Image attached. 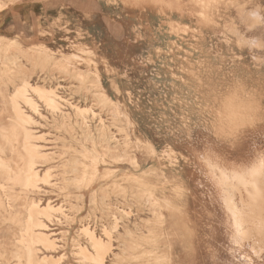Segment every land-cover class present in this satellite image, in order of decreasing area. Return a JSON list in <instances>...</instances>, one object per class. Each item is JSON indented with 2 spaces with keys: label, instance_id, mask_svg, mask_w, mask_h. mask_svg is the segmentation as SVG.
Masks as SVG:
<instances>
[{
  "label": "rangeland",
  "instance_id": "obj_1",
  "mask_svg": "<svg viewBox=\"0 0 264 264\" xmlns=\"http://www.w3.org/2000/svg\"><path fill=\"white\" fill-rule=\"evenodd\" d=\"M21 80L55 90L68 114L63 124L32 93L37 112L19 101L51 179L14 190L17 203L60 208L41 218L56 252L37 256L83 264L79 248L95 255L86 227L108 246L103 264H264V216L239 241L219 183L264 162V0H0V125ZM71 106L93 112L90 130ZM246 200L234 192L242 212ZM16 228L0 221L9 254Z\"/></svg>",
  "mask_w": 264,
  "mask_h": 264
},
{
  "label": "bare ground",
  "instance_id": "obj_2",
  "mask_svg": "<svg viewBox=\"0 0 264 264\" xmlns=\"http://www.w3.org/2000/svg\"><path fill=\"white\" fill-rule=\"evenodd\" d=\"M134 1H139V0H134ZM240 15H243V14H240ZM249 20H250L251 26L257 24V22L259 21V15L257 14L256 11L249 13ZM258 42L260 43L259 40L258 41L256 40V41H253L252 44L254 46L255 45L258 46V45H260ZM15 66H17L16 63H15ZM99 86L101 87V85H99ZM56 90H57V87H56ZM29 93H32L33 95H35L36 98L39 101H41L43 103V105H45V107L52 112V114L58 115L59 119H61L63 124H65V122H66L65 120L68 118V114L62 112V110H61V107H62L61 102H65V100H62L61 97H59L56 94V91L53 89H50V88L44 89V88H41L38 86H32L29 84V82L27 80H21L20 85L15 87V90L13 91L12 95H10V97H9V105H10V109L12 112V118H11L9 125H7V126L6 125H0V221L1 222L10 221L12 223H16L17 228L11 234V236L14 238L12 239V243H11L12 249H11L10 254L7 252V249H5L6 248L5 244L2 241V238H4V236H5V233L2 230H0V249L3 251L0 253V256L3 258L2 262L4 264H51V260H53L51 257H48L46 255H43L42 257L37 256V252L39 251L38 247H41L44 251H55L56 248L58 247L55 243V240H52L48 235H46L45 233L42 232L47 227L41 221V218H44L48 222H52V219L55 218L54 214L60 213L59 212L60 208H55L50 203L46 204V206H44V207H41L39 205V202H37L38 200L36 201L33 199H29V202L26 205V207L21 208L20 205L17 203V199H18L19 195L14 192V190L18 189L22 194H25V195L28 193H32V192L35 193L36 189H38V183L40 181H42L45 184H49V179H51L50 178L51 177L50 169H47L46 172H44L42 177H40L38 172L36 171V166L39 165L40 163L48 161V159L51 158V157H49L51 153L50 154L43 153L40 150L41 146L39 147V146L34 144V141L37 138L35 137V135L33 134V132L30 129V126L32 124H34V121L30 116L25 115V113L20 108L19 101H22V103L24 105H26L30 110L37 112V109H36L37 105L34 102V100L30 97ZM94 96L97 99V101H99V103H101L104 106L111 105V103H113L109 98H107L100 91H98V93L94 94ZM96 103H93V104H96ZM97 106H98V104H97ZM78 107L75 108V107L71 106L70 109L71 110L73 109L74 115L76 116V118H78L81 121V125L86 130H90V129H88V126H87V123L85 120V116L88 115L91 112V110L86 109V108L81 109ZM90 114H93V112ZM93 115H92V117H93ZM112 118H114V117H112ZM100 120H102V119H100ZM67 124H69V123H67ZM57 129H58V127H57ZM67 129H68V127H67ZM100 130L101 129H99V131ZM114 136H115V134H114ZM111 138H113V137H111ZM14 141L17 142V144H18L17 147L15 146L16 144H13ZM40 141H41V139H40ZM99 142H100V140H99ZM117 146H119V145H117ZM103 147H104V145H103ZM6 152H9L11 155L8 156L6 154ZM111 156L113 158L112 161H114V159H118L120 157L115 152H111ZM89 158H90V156H89ZM75 163H76V161H75ZM208 166H209V164H208ZM64 167L65 166H63V168ZM56 169H59V168H56ZM60 169H62V168H60ZM73 171H75V169ZM70 172H71V170H70ZM227 172L226 173L223 171L220 172V176H219L220 182L219 183H221L223 186H225V188H229V190L226 193V197H225V205H226V208H227V210L231 216L232 226L236 232V237L239 241H241V240L246 238L245 227L249 223L250 220H252V222L255 224V228L258 232L263 230L262 229V224H263L262 223V216H264V162L258 163L256 166L251 168L246 173H237L236 172V173L232 174L233 172H231V175H229V174H227ZM63 173H65V172H63ZM208 173H209V171H208ZM88 181L90 182L91 178L88 179ZM53 188H54V185H53ZM65 188H67L66 185H65ZM62 190H63V188H62ZM236 191L239 194H241V192H244L246 194L247 203H246L245 207H247L248 211L242 212L241 210L238 209L239 207L237 208L235 201H234V192H236ZM70 208H72V207H70ZM121 209H122V207H121ZM243 210H245V209H243ZM154 213H156V212H154ZM61 214H62V212H61ZM86 219H87V217H86ZM112 219L114 221L110 227L111 233H113L117 229L116 227H117V223H118L117 217H113ZM249 226L250 225H248V227ZM81 231L83 232V234L86 237H89V238H87L88 239L87 242H88V245L90 246V248L95 252V255H87L86 251L84 250L85 248L81 249V248H79L80 247L79 246L78 247L79 251L76 253V255H78L77 257H79V261H81V263H83V264H103L104 256L107 253L108 246L106 244H104L103 242L99 241L96 238V236L93 234V232H91L88 228L84 227ZM146 232H148V231H146ZM108 235H109V232H108ZM149 235H151V234H149ZM258 235H259V233H258ZM124 237H127V236H124ZM260 238L261 237H259V240H260ZM63 239H65V238H63ZM111 243H112V241H111ZM123 247H124V245H123ZM125 249H127V247H125ZM71 254H73V253L71 252ZM60 258L62 259L61 256H60ZM60 262L61 261L57 262V264ZM78 263H80V262H78Z\"/></svg>",
  "mask_w": 264,
  "mask_h": 264
}]
</instances>
